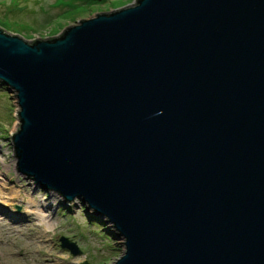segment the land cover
<instances>
[{
    "label": "water",
    "instance_id": "obj_1",
    "mask_svg": "<svg viewBox=\"0 0 264 264\" xmlns=\"http://www.w3.org/2000/svg\"><path fill=\"white\" fill-rule=\"evenodd\" d=\"M0 87L16 172L106 218L114 264H264V0H135L32 42L0 29Z\"/></svg>",
    "mask_w": 264,
    "mask_h": 264
},
{
    "label": "rangeland",
    "instance_id": "obj_2",
    "mask_svg": "<svg viewBox=\"0 0 264 264\" xmlns=\"http://www.w3.org/2000/svg\"><path fill=\"white\" fill-rule=\"evenodd\" d=\"M134 1L0 0V29L28 42L48 39ZM18 111L14 96L0 87V183L8 188V198L0 200V264H114L124 248L113 239L106 218L86 212L78 199L64 204L58 194L35 189L16 172L10 135L19 128ZM61 237L74 243L80 255L62 249Z\"/></svg>",
    "mask_w": 264,
    "mask_h": 264
},
{
    "label": "bare ground",
    "instance_id": "obj_3",
    "mask_svg": "<svg viewBox=\"0 0 264 264\" xmlns=\"http://www.w3.org/2000/svg\"><path fill=\"white\" fill-rule=\"evenodd\" d=\"M1 180V179H0ZM7 183H0V200L2 199H7L8 197L6 196L5 191L7 190ZM11 195V194H10ZM9 195V196H10ZM49 209V208H47Z\"/></svg>",
    "mask_w": 264,
    "mask_h": 264
}]
</instances>
